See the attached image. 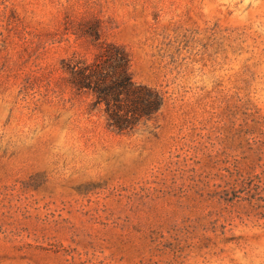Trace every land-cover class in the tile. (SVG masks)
<instances>
[{
	"label": "rangeland",
	"instance_id": "1",
	"mask_svg": "<svg viewBox=\"0 0 264 264\" xmlns=\"http://www.w3.org/2000/svg\"><path fill=\"white\" fill-rule=\"evenodd\" d=\"M103 42L131 129L70 83ZM0 264H264V0H0Z\"/></svg>",
	"mask_w": 264,
	"mask_h": 264
},
{
	"label": "trees",
	"instance_id": "2",
	"mask_svg": "<svg viewBox=\"0 0 264 264\" xmlns=\"http://www.w3.org/2000/svg\"><path fill=\"white\" fill-rule=\"evenodd\" d=\"M129 61L123 45L103 42L94 60L78 59L66 64L70 83L79 90L92 91L105 105L108 124L120 131L149 119L163 103L159 90L132 79Z\"/></svg>",
	"mask_w": 264,
	"mask_h": 264
}]
</instances>
